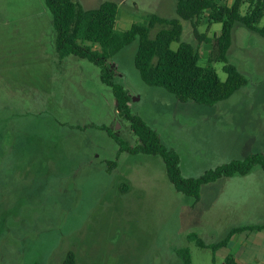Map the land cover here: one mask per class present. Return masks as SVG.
Returning a JSON list of instances; mask_svg holds the SVG:
<instances>
[{"label": "rangeland", "instance_id": "obj_1", "mask_svg": "<svg viewBox=\"0 0 264 264\" xmlns=\"http://www.w3.org/2000/svg\"><path fill=\"white\" fill-rule=\"evenodd\" d=\"M74 1L84 9L117 3ZM155 1L125 0L123 7L131 9L132 23L143 24L133 3L152 13ZM123 7L114 28L118 34L128 26L118 24ZM246 9L244 4L241 15ZM161 11L167 19L177 18L174 6ZM51 21L44 0H0V264H62L69 252L77 264H183L178 253L185 249L191 264H220L225 250L212 253L188 236L205 245L224 238L233 221L222 213V185H203L198 202L173 188L160 156L119 152L99 127L131 147L137 137L118 117L100 69L75 56L58 57ZM200 24L210 39L221 29L220 24L206 28L205 20ZM181 25L180 41L171 48L189 43L198 51L199 66H208L212 45L198 42L189 22ZM257 27H264V14ZM135 51L136 42L110 60L115 80L130 95L131 114L177 153L183 177L242 160L240 149L221 150L223 140L242 144L249 137L255 148L264 145V135L249 129L257 125L223 137L201 120L211 106L188 110L163 88L143 83L133 66ZM227 63L246 81L231 97L246 106L235 110L264 119V38L235 25ZM223 65L211 64L221 81L226 80Z\"/></svg>", "mask_w": 264, "mask_h": 264}, {"label": "trees", "instance_id": "obj_2", "mask_svg": "<svg viewBox=\"0 0 264 264\" xmlns=\"http://www.w3.org/2000/svg\"><path fill=\"white\" fill-rule=\"evenodd\" d=\"M175 19L148 17V24L133 23L130 29L115 33L118 6L113 1H104L97 8L84 9L74 0H44L52 17L55 32L54 49L59 58L75 56L84 59L100 69V81L111 89L115 108L120 119L129 123L131 132L138 143L131 147L116 134L104 126V130L119 145V152L130 155L160 156L163 160L167 178L173 188L195 200L199 198L200 188L221 178L246 175L252 168L259 166L264 171V156L250 154L242 160H235L207 170L196 178H185L181 174L180 159L175 151L167 148L159 135L141 118L131 114L130 96L127 90L116 82L114 65L109 63L119 52L136 42L133 66L143 83L151 87L163 88L181 103L193 102L203 106L228 99L246 83L237 69L227 63V53L232 42L235 25L241 24L248 30L264 38V27H257L258 20L264 14V0H233L227 6L225 0H175ZM247 9L241 15L240 9ZM208 13L210 24H220L217 36L207 38L198 31L204 12ZM181 20L190 23L193 36L198 42L212 45L208 57V66H199V54L189 43H179L176 50L172 43H178L182 34ZM155 24L163 25L154 38L149 33ZM96 47V48H95ZM223 63L226 80L221 81L211 64ZM114 166V163H111ZM264 226L231 228L224 239L205 245L197 236L190 234L188 240L200 248H210L212 253L227 245L230 238L243 231L262 230ZM178 255L183 264H191L189 251L181 250ZM62 264H77L75 255L67 253ZM223 264H237L235 258L228 255Z\"/></svg>", "mask_w": 264, "mask_h": 264}, {"label": "crops", "instance_id": "obj_3", "mask_svg": "<svg viewBox=\"0 0 264 264\" xmlns=\"http://www.w3.org/2000/svg\"><path fill=\"white\" fill-rule=\"evenodd\" d=\"M226 2L227 0H225V3ZM117 3L116 4L118 8L125 6V0H117ZM139 3L140 2H134L132 9L143 13L145 17V22L143 24H148V17H158L166 20L174 19H167L159 13H162V6L167 5L171 8L174 6L175 11L176 1L173 3L172 0H169L167 3H164V0H156L152 13H145L144 10L141 11L140 7L143 6V4L140 3V5ZM231 3L228 4L227 2V6H230ZM128 10V7L127 9L124 8L123 16L118 19V24H120L122 27H124V25H128L126 30L130 29L133 24L127 16L128 12H131V9L129 11ZM208 13L209 12L207 11L204 12V18H202V21L205 20L206 28L211 27V29L214 30L212 24H210L207 20ZM200 25L201 24H199L198 26V31L201 33ZM157 26H159L157 32L163 27V25L155 24L151 29H155ZM156 33L154 34V36L156 35ZM217 35L218 32L214 34L213 37ZM154 36L150 38H154ZM206 37L209 38L208 36ZM116 56L114 57V59L116 58ZM239 90H237L236 92H238ZM236 92H234L228 99L220 101L211 106V108L206 112V116H200L203 118L201 120L205 124H207L208 127H211L210 130L218 133L221 132L223 137H228L230 135H233L234 133L240 135V132H243L247 128L248 124L257 125L249 129L257 133L258 135H264V119H250V117H243L242 114L244 111L235 110V108H244L246 106L245 103L241 101L235 103L231 102V97ZM219 103L222 104L221 108L218 107ZM177 104L178 106L183 105V108H188V110H198V104L195 105V103L193 102L181 103L178 101ZM234 104L238 105L234 106ZM216 125H220V128L216 127ZM222 144L223 148H221V150L227 154H231V152L235 149L242 150V159H244L251 153L262 154L264 156V145H261L260 148H255V141H252L249 137L242 144L234 141L226 142L225 140H223ZM168 148L174 150L173 148ZM219 183L222 185V213L225 219L233 221V224L226 231L225 236L231 228L264 226V171L259 168V166H255L254 168H252V170L246 175H235L227 178H221L208 185ZM197 201L199 202L200 199L198 198ZM222 249L225 250L223 260L226 256L231 255L235 258L237 264H264V229L256 231H243L241 233L235 234L230 238L227 245ZM223 260L220 262V264H223Z\"/></svg>", "mask_w": 264, "mask_h": 264}, {"label": "water", "instance_id": "obj_4", "mask_svg": "<svg viewBox=\"0 0 264 264\" xmlns=\"http://www.w3.org/2000/svg\"><path fill=\"white\" fill-rule=\"evenodd\" d=\"M115 105H116V103H115Z\"/></svg>", "mask_w": 264, "mask_h": 264}]
</instances>
